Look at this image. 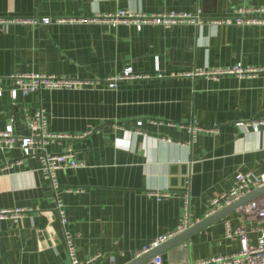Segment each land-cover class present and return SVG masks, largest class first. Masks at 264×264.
Returning <instances> with one entry per match:
<instances>
[{
	"label": "crops",
	"instance_id": "obj_1",
	"mask_svg": "<svg viewBox=\"0 0 264 264\" xmlns=\"http://www.w3.org/2000/svg\"><path fill=\"white\" fill-rule=\"evenodd\" d=\"M263 7L264 0H0V20H51L0 24V132L11 124L14 136H28L25 116L43 110L47 132L59 136L45 152L69 149L80 163L56 173L54 195L37 156H23L18 147L0 150V212L16 213L0 219V264H67L55 197L81 264H128L157 237L176 231L185 195L195 226L221 211L208 215L209 202L229 191L237 173L264 172V131L248 126L264 119V72L183 75L237 65L264 69V23H205L237 8ZM118 11L198 15L204 23L136 30L99 20ZM125 71L138 78L106 88L108 77ZM12 75L94 83L12 100ZM191 124L201 129L194 139L185 128ZM258 201L264 195L201 227L160 264L236 254L239 244L224 237V223L244 225L255 244L264 211L256 217L242 210Z\"/></svg>",
	"mask_w": 264,
	"mask_h": 264
},
{
	"label": "built area",
	"instance_id": "obj_2",
	"mask_svg": "<svg viewBox=\"0 0 264 264\" xmlns=\"http://www.w3.org/2000/svg\"><path fill=\"white\" fill-rule=\"evenodd\" d=\"M233 15L225 19L208 20L205 23L213 25H249L264 23V7L263 8H237L233 10ZM98 20V19H97ZM101 22H107L110 25L130 24L135 26L136 30H140L144 25H159L164 28H169L172 25L188 23L191 25H201L204 23L202 19L196 16L187 14H179L175 12L159 13L152 16H144L131 14L124 11H118L113 15L103 16L99 19ZM51 23L49 18L40 19H9L0 20V24H20V25H48ZM258 72H264V69H242L240 66L227 70L226 72H203L186 73V76H206L215 77L219 74H235L240 77L251 76ZM138 77L132 76L129 71H125L121 75H113L105 80L107 89H114L117 82L124 80H132ZM13 81V87L10 90V97L15 100L18 95L28 96L38 94L41 91L54 90H81L91 88L94 82L69 80L56 78L53 76L44 75H12L9 76ZM1 95V92H0ZM26 126L29 130V135L25 137H16L13 135L12 125L9 124L3 132H0V150L8 151L18 147L23 156H37L39 162V172L41 176L47 180L54 192H57L58 186L56 181V173L60 170L75 169L80 166L75 154L67 149L62 154L52 155L45 152V146L50 140H58L59 136H52L47 132L46 116L43 110L36 111L33 116H25ZM140 123H138L139 125ZM248 126L253 133L264 131V119L248 122ZM191 139L201 130L196 125H188L185 127ZM264 188V172L255 174L251 172L237 173L234 176L233 183L228 192L222 193L217 197L212 198L209 202V214H213L222 210L231 204L239 201L246 195L255 190ZM167 193L158 194L159 197H166ZM55 211L62 228V241L67 256V264H81L76 257V246L73 236L68 229V222L61 207V203L55 197ZM264 211V202L258 201L246 206L242 212L246 215L262 216ZM16 215L15 212H0V219L6 216ZM192 223L188 215V198L185 195L183 199V210L180 225L176 231L167 236L157 237L155 240L144 246L141 254L147 253L156 249L172 236L179 234L190 228ZM258 237L255 244H251L248 240V231L244 225H238L232 228L228 223H224V237L227 239H236L239 244V251L230 256H222L210 258L208 260L196 262L194 264H264V228H257ZM91 259L87 260L90 261ZM159 258L154 259V264H160Z\"/></svg>",
	"mask_w": 264,
	"mask_h": 264
},
{
	"label": "water",
	"instance_id": "obj_3",
	"mask_svg": "<svg viewBox=\"0 0 264 264\" xmlns=\"http://www.w3.org/2000/svg\"><path fill=\"white\" fill-rule=\"evenodd\" d=\"M261 195H264V188L251 192L250 194L246 195L245 198L241 199L240 201H237V202L231 204L230 206L224 208L223 210L209 216L208 218H205L204 220H202L201 222H199L195 226H192L191 228H188L185 231L172 236L167 241H165L163 244L159 245L156 249H153V250L141 255L138 258H135L134 260H132L128 264H148L152 259H154L156 257L159 258L160 261L164 260L165 258H164L163 254L168 249H170V248L176 246L177 244L181 243L182 241L188 239L192 233H194L195 231H197L201 227L207 226L210 223L225 217L227 214L233 212L234 210L239 208L241 205H243L248 200H251V199L256 198L258 196H261Z\"/></svg>",
	"mask_w": 264,
	"mask_h": 264
}]
</instances>
